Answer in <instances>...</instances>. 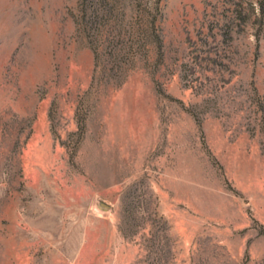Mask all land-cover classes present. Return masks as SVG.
<instances>
[{
	"label": "rangeland",
	"instance_id": "374dc122",
	"mask_svg": "<svg viewBox=\"0 0 264 264\" xmlns=\"http://www.w3.org/2000/svg\"><path fill=\"white\" fill-rule=\"evenodd\" d=\"M0 264H264V0H0Z\"/></svg>",
	"mask_w": 264,
	"mask_h": 264
}]
</instances>
